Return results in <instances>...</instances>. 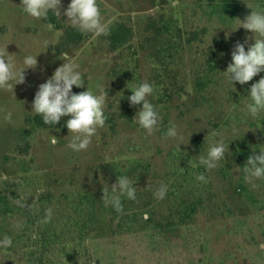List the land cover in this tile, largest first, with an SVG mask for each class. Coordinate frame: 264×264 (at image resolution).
I'll return each mask as SVG.
<instances>
[{
    "label": "rangeland",
    "instance_id": "obj_1",
    "mask_svg": "<svg viewBox=\"0 0 264 264\" xmlns=\"http://www.w3.org/2000/svg\"><path fill=\"white\" fill-rule=\"evenodd\" d=\"M68 3L61 0L62 12ZM97 3L107 34L64 46L66 29L74 28L65 17L55 16L56 26L50 12L36 20L22 12L20 0H0V53L17 62L37 55L36 68L25 70L13 93L0 89V234L13 241L0 248V264H264V178L249 183L237 168L264 150V111L253 118L244 107L249 86L264 72L245 85L234 82L235 90L220 73L237 41L253 42L250 31L229 28L251 10H264V0ZM119 25L132 30L131 38L111 50L108 38ZM65 51L87 76L72 91H84L88 79L107 94L104 126L80 152L67 148L68 130L28 122L38 85ZM141 81L153 84L149 100L159 105L151 135L133 121L139 106L127 99L128 88ZM128 108L132 115L122 117ZM170 123L175 138L165 136ZM213 132L230 142V154L205 170L197 155L218 138ZM122 175L136 199L122 196L117 212L103 197ZM160 183L168 185L162 200L153 194Z\"/></svg>",
    "mask_w": 264,
    "mask_h": 264
},
{
    "label": "clouds",
    "instance_id": "obj_2",
    "mask_svg": "<svg viewBox=\"0 0 264 264\" xmlns=\"http://www.w3.org/2000/svg\"><path fill=\"white\" fill-rule=\"evenodd\" d=\"M20 7L23 13L36 20L46 19L50 11L57 17L63 16L65 23L84 34L106 35L109 30V24L103 20L97 0H69L63 12L61 11V0H20ZM237 21L238 26L234 30L227 28L235 31L242 27L250 31L253 34V42L249 44L247 37L243 42L237 41L230 53V63H228L226 70L220 71L225 81L231 84L232 89H234V82L245 85L254 76L264 72V10H251V13L243 21L240 19ZM227 37L228 33L226 32L225 38L227 39ZM39 43L41 47L47 48L50 41L43 39ZM60 56H63V63L55 68L49 78L38 85L31 102V112L39 115L44 124L54 126L61 121L62 117H70L64 121V126L68 129V135L65 137H69V133H71L66 146L74 152H80L88 148L97 129L104 126L106 119L104 106L107 94L100 84L89 87L88 79L85 90L74 93L72 91L73 86L81 88L84 85L83 77L86 74L68 52L65 51ZM36 57L37 55L27 54L17 62L14 59V54L7 52V55H4L0 53V89L9 90L13 93L15 85L24 82L25 70L36 68ZM128 89L131 92L127 97L130 106H139L133 121L139 128L145 130V134L151 135L156 130L160 120L159 105L149 100V96L153 93V84L141 81L135 87ZM246 97L247 102L244 107L249 116L255 118L264 111V76H260L258 81L249 86ZM10 116L11 113H8L6 118H10ZM177 135L176 126L170 123L165 136L175 138ZM211 135L218 138L207 145L203 155H197L198 163L205 170L216 168L221 160H226L225 153L230 154V142L226 144L216 132L211 133ZM57 142L56 136H49V143L56 145ZM237 168L242 170L245 181L249 183L264 178V150H259L258 154L253 152L247 157L244 166H237ZM196 179L203 182L206 177L200 173ZM255 186L253 184V187ZM110 189V195L103 198L105 203L110 204L117 212H120L123 207L122 196L129 200L136 199V188L126 175L116 178ZM167 191L168 185L160 183L153 194L156 199L162 200ZM45 212V219L50 218L52 209H46ZM35 238L36 233H33V239ZM12 243L11 236L0 234V248H9Z\"/></svg>",
    "mask_w": 264,
    "mask_h": 264
},
{
    "label": "trees",
    "instance_id": "obj_3",
    "mask_svg": "<svg viewBox=\"0 0 264 264\" xmlns=\"http://www.w3.org/2000/svg\"><path fill=\"white\" fill-rule=\"evenodd\" d=\"M215 1V0H212ZM49 22L51 24H54L56 26H59L57 23V19L55 17L54 14L51 15V11H50V18H49ZM131 33L132 30L124 25H119L116 29H114L113 31H111V34L109 35V40H110V47L111 50H117L121 45H123L124 43H126L129 38H131ZM87 34L81 33L79 30H77L76 28H69L66 29L65 34H64V41H61V44H63L64 46H69L72 44H79L82 40H84V38L86 37ZM132 115V111L128 108L126 109L123 113H121L122 117H129ZM64 119H61V121L54 125H47L44 124L41 117L39 115H35L31 121H28L29 123H33L37 128H54V127H60L64 130H68L65 126H64Z\"/></svg>",
    "mask_w": 264,
    "mask_h": 264
}]
</instances>
